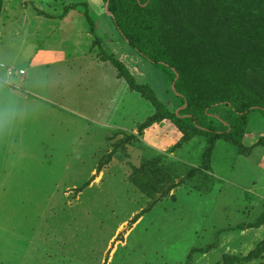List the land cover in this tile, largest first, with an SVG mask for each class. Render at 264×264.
Masks as SVG:
<instances>
[{"label":"rangeland","instance_id":"1","mask_svg":"<svg viewBox=\"0 0 264 264\" xmlns=\"http://www.w3.org/2000/svg\"><path fill=\"white\" fill-rule=\"evenodd\" d=\"M0 1V264H264V147L250 144L263 111L251 154L219 140L206 168L205 137L183 142L168 121L140 133L155 109L103 52L168 108L180 100L102 1Z\"/></svg>","mask_w":264,"mask_h":264},{"label":"trees","instance_id":"2","mask_svg":"<svg viewBox=\"0 0 264 264\" xmlns=\"http://www.w3.org/2000/svg\"><path fill=\"white\" fill-rule=\"evenodd\" d=\"M101 1L104 8L108 3L106 12L122 39L168 75L180 100L176 109L168 108L150 85L138 83L119 59L103 52L101 61L155 109L140 133L168 121L182 132L183 142L205 137L206 168L219 140L250 154L254 146L243 143L249 117L264 112V7L249 0L242 6L230 0ZM1 6L0 1V13ZM88 22L96 37L95 22L89 16ZM257 146L264 147V137Z\"/></svg>","mask_w":264,"mask_h":264},{"label":"crops","instance_id":"3","mask_svg":"<svg viewBox=\"0 0 264 264\" xmlns=\"http://www.w3.org/2000/svg\"><path fill=\"white\" fill-rule=\"evenodd\" d=\"M93 2H94V0H92ZM96 1V0H95ZM99 1V0H98ZM101 1V0H100ZM78 4H81V2H79ZM95 4V3H94ZM72 9H74V8H72ZM39 12H38V14H37V16H35L34 17V22H35V26H39V25H44L43 23H48L47 21L48 20H46V19H48V18H46L45 19V17L43 16V12L40 10V9H37ZM77 11V13L76 14H78V13H81L79 10H76ZM69 17H70V20L68 19V21L66 20V19H63V18H61V25L62 26H64L65 25V21L66 22H68L69 24H70V22H73V16L74 15H76V14H74V10H70V11H68V13H66ZM82 14V13H81ZM71 15H73V16H71ZM88 16L89 15H85V18H86V21H87V24H86V26H87V29L85 28V30L83 29V33H85V37H86V39H87V41L89 40L90 41V39H91V42L93 41L92 40V35L90 34V30H89V22H88ZM90 17V16H89ZM91 18V17H90ZM53 20V19H52ZM66 26V25H65ZM30 32V31H29ZM40 32H38L35 36L33 35V37H37V35L39 34ZM32 37V38H33ZM38 42V41H37ZM26 43H30V42H26ZM33 44L36 46V45H38L36 42H33ZM35 54H38V49H36V50H34V53H29V55H28V59H29V61H32L33 60V58L35 57ZM87 53H84V55H86ZM84 57H86V56H84ZM48 64H50V63H48ZM16 79H18V78H16ZM25 99H29L30 100V98H25ZM245 137H249V135H247V136H245ZM250 139H251V141H252V143H250L251 145H253V144H256V142L258 141V139L255 137V136H252V137H250ZM250 145V146H251ZM255 149V148H254ZM253 149V150H254ZM252 152V151H251ZM251 152H250V154H251ZM262 163L260 162V165H261Z\"/></svg>","mask_w":264,"mask_h":264},{"label":"built area","instance_id":"4","mask_svg":"<svg viewBox=\"0 0 264 264\" xmlns=\"http://www.w3.org/2000/svg\"><path fill=\"white\" fill-rule=\"evenodd\" d=\"M8 74L9 76L14 74L17 77H24L26 75L25 71L13 72V70H10Z\"/></svg>","mask_w":264,"mask_h":264},{"label":"water","instance_id":"5","mask_svg":"<svg viewBox=\"0 0 264 264\" xmlns=\"http://www.w3.org/2000/svg\"><path fill=\"white\" fill-rule=\"evenodd\" d=\"M107 7H108V3H107L106 6H105V9H106V10H107ZM172 89H174V85H173Z\"/></svg>","mask_w":264,"mask_h":264}]
</instances>
